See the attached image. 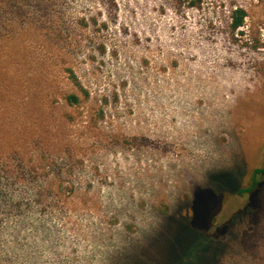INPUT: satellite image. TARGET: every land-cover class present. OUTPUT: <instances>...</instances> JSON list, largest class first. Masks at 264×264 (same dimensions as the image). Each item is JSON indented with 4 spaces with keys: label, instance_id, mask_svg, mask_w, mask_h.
<instances>
[{
    "label": "rangeland",
    "instance_id": "374dc122",
    "mask_svg": "<svg viewBox=\"0 0 264 264\" xmlns=\"http://www.w3.org/2000/svg\"><path fill=\"white\" fill-rule=\"evenodd\" d=\"M263 164L264 0H0V264H264Z\"/></svg>",
    "mask_w": 264,
    "mask_h": 264
},
{
    "label": "trees",
    "instance_id": "16d2710c",
    "mask_svg": "<svg viewBox=\"0 0 264 264\" xmlns=\"http://www.w3.org/2000/svg\"><path fill=\"white\" fill-rule=\"evenodd\" d=\"M246 16V12L243 7L239 5L233 6L229 10L228 15V26L232 33L238 30L244 22V18ZM71 81L75 84V86L81 88L80 83L77 78L71 73ZM87 94L86 91H83ZM67 102L69 104L78 103L79 99L76 94H69L66 96ZM264 175V164L260 168H255L251 174V180L247 187L240 188L237 193L242 195L245 199H247L257 188L260 177ZM216 238L212 234L210 235L202 234L199 236L198 240L191 244L189 247L184 249L182 252L178 253V249H173L172 257L173 264H213L216 257V253L218 251V244L215 243Z\"/></svg>",
    "mask_w": 264,
    "mask_h": 264
}]
</instances>
